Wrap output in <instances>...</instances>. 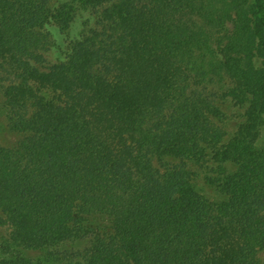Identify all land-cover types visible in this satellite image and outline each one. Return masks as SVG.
Wrapping results in <instances>:
<instances>
[{
	"label": "trees",
	"instance_id": "16d2710c",
	"mask_svg": "<svg viewBox=\"0 0 264 264\" xmlns=\"http://www.w3.org/2000/svg\"><path fill=\"white\" fill-rule=\"evenodd\" d=\"M213 1L0 0V92L9 128L23 133L15 146L0 145V221L15 245L89 238L81 258L63 264H256L264 249V150L256 145L264 0L218 9ZM230 6L234 28L212 65L237 78L227 93L246 106L224 140L222 112L204 92L188 93L183 65L210 47L209 27L230 18ZM96 8L99 27L45 66L42 28H68L78 11ZM163 156L180 163L156 166ZM185 159L218 163L210 181L221 200L195 188ZM94 213L108 216L110 230L82 223Z\"/></svg>",
	"mask_w": 264,
	"mask_h": 264
},
{
	"label": "rangeland",
	"instance_id": "374dc122",
	"mask_svg": "<svg viewBox=\"0 0 264 264\" xmlns=\"http://www.w3.org/2000/svg\"><path fill=\"white\" fill-rule=\"evenodd\" d=\"M64 1L69 0H51V5L55 7ZM230 2L231 0L213 1L216 9L227 6L231 4ZM253 2L254 0L243 1L246 7ZM234 10V7L230 6L231 17H224L222 24H215L209 27L210 47L208 49L195 48L192 61L188 65H183L184 70H187L188 74V84L186 86L188 93L192 89L204 92L222 112V119L218 123L225 130L224 140H228L237 125L243 122L246 106V102L239 103L227 93L237 87V78L231 76L226 69L214 68V65H212V63L220 65L223 61L221 49L228 43V35H231L230 33L234 28L232 21V18H236ZM101 16L102 8L88 9L78 11L75 21L68 28L60 29L53 23H47L42 28L44 33L47 34L46 46L41 50L44 55L43 64L48 66L67 59L74 41L90 28H98L99 22L97 19ZM214 16L217 15L215 14ZM6 114H8V109L0 92V145L11 148L23 137V133L9 128ZM256 145L264 150V124L260 129ZM153 160L156 166L180 163L178 158L168 156L154 157ZM185 164L192 171V183L201 194L212 201H218L223 198L216 186L210 181V179L214 180L217 176H220L218 163L210 159L202 160L201 162L185 159ZM235 168V165L229 164L228 169L230 171ZM82 223L93 228H104L106 230L111 228L110 219L102 213L84 214ZM88 244L89 238H84L66 241L45 248H24L14 244L11 239L10 225L5 221H0V261L12 262L19 258H25L34 264H63L68 260L81 258V252ZM256 264H264V249L257 253Z\"/></svg>",
	"mask_w": 264,
	"mask_h": 264
}]
</instances>
